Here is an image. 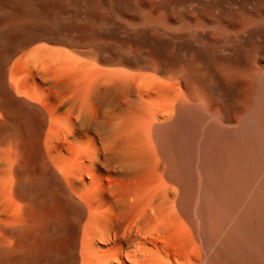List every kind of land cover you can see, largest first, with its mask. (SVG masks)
<instances>
[{"label": "bare ground", "instance_id": "obj_1", "mask_svg": "<svg viewBox=\"0 0 264 264\" xmlns=\"http://www.w3.org/2000/svg\"><path fill=\"white\" fill-rule=\"evenodd\" d=\"M0 264H264V0H0Z\"/></svg>", "mask_w": 264, "mask_h": 264}]
</instances>
